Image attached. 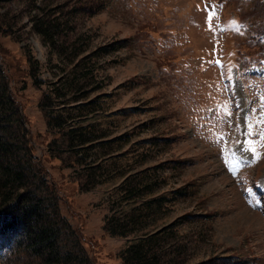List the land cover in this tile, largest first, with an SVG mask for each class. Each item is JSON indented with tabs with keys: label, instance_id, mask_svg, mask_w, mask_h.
<instances>
[{
	"label": "rangeland",
	"instance_id": "1",
	"mask_svg": "<svg viewBox=\"0 0 264 264\" xmlns=\"http://www.w3.org/2000/svg\"><path fill=\"white\" fill-rule=\"evenodd\" d=\"M252 4L0 0V73L28 128V140L17 143L32 168L27 182L47 197L57 195L71 225L61 236H79L92 264H122L119 252L144 228L122 236L104 227L105 216L121 203L124 190L117 187L136 172L141 195L165 197L161 207L136 208L133 224L147 223L146 230L171 224L166 242L174 248L168 250L173 264H264V122L257 123L264 119V65L241 53L249 39L238 17ZM260 7L252 18L264 20ZM258 41L264 46V34ZM45 93L46 109L65 120L53 131L41 106ZM237 100L256 109L249 113L250 137L211 111L225 103L234 109ZM77 123L95 126L91 145H79L78 130L72 146L62 143L58 131ZM246 138L260 159L233 174L224 149ZM87 181L94 186L84 189ZM8 242L0 264H35Z\"/></svg>",
	"mask_w": 264,
	"mask_h": 264
},
{
	"label": "trees",
	"instance_id": "2",
	"mask_svg": "<svg viewBox=\"0 0 264 264\" xmlns=\"http://www.w3.org/2000/svg\"><path fill=\"white\" fill-rule=\"evenodd\" d=\"M251 1L253 8L241 10L239 13L241 17L238 16L245 22L249 39L243 41L241 53L249 56L248 60L261 63L264 59V46L258 39L264 34V20L252 16L257 14L259 5L263 6L260 7V12L264 11V0ZM34 82L39 85L41 80L35 76ZM47 97L49 96L45 93L41 106L44 108L48 129L51 131L54 125L63 126L65 120L62 116L53 117L50 110L46 109L49 106ZM13 115L16 117L12 118ZM76 130L82 135L79 145L93 143L96 128L91 123H77L59 130L62 143L72 146ZM28 138L24 114L11 94L6 79L0 73V209L3 213L0 215V248L6 245L3 241L7 239L8 243L13 241L15 247H21L22 253L32 259L28 260L31 263L84 264L88 255L79 236H66L65 240L61 236V229L70 228L71 225L59 210L57 195L47 197L27 182L32 168L26 166L17 143ZM136 174L137 172L131 173L120 182L117 188L124 190L121 192V203L118 209L113 208L112 213L105 216L104 227L109 233L122 236H128L137 231L138 227H144L119 252L122 264H173V258L170 259L168 250L174 251V248L171 242H166L173 231L171 224H165L155 230L150 228L146 230L147 223L141 226L133 224L136 223L134 218L136 208H149L155 203L161 207L165 197L141 195L144 193V186L134 181ZM89 181L81 183L84 189L94 186ZM186 246L183 244L176 250L180 248L182 250ZM89 264H92L91 258Z\"/></svg>",
	"mask_w": 264,
	"mask_h": 264
},
{
	"label": "snow or ice",
	"instance_id": "3",
	"mask_svg": "<svg viewBox=\"0 0 264 264\" xmlns=\"http://www.w3.org/2000/svg\"><path fill=\"white\" fill-rule=\"evenodd\" d=\"M215 13V8L208 13L207 16V23H208V30L213 31V15ZM230 27L233 28L235 31H240V25L237 22L232 21ZM215 63L219 64L220 61L216 60ZM228 79H231L229 76ZM264 99V98H262ZM215 116L219 119H225L227 123L233 124L236 129L244 128V135L245 137H250L253 129L252 117L249 113L255 112L256 109H246L242 105V103L237 100L234 105V109H230L227 103L223 104L221 107L217 109L211 110ZM260 116L264 118V112L260 113ZM264 122V119L257 120V123ZM261 138L264 139V131L260 133ZM219 139L223 140V137H219ZM235 149L225 148L224 149V158L225 163L228 166L229 170L235 174L240 168L242 164H254L260 159V153L257 152L256 147L254 146L255 142L251 139H244L243 141L237 140ZM241 153L238 157L237 153ZM244 153H251L252 155L249 157H245ZM247 191L251 192L252 189H248ZM259 203V201H257Z\"/></svg>",
	"mask_w": 264,
	"mask_h": 264
}]
</instances>
